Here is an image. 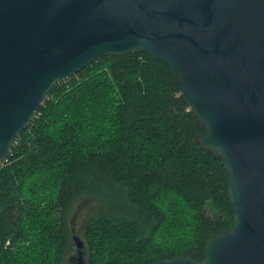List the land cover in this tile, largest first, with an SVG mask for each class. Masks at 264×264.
Returning a JSON list of instances; mask_svg holds the SVG:
<instances>
[{
    "label": "trees",
    "instance_id": "trees-1",
    "mask_svg": "<svg viewBox=\"0 0 264 264\" xmlns=\"http://www.w3.org/2000/svg\"><path fill=\"white\" fill-rule=\"evenodd\" d=\"M175 76L129 52L52 86L0 162V264H65L78 207L86 264L203 259L235 211Z\"/></svg>",
    "mask_w": 264,
    "mask_h": 264
},
{
    "label": "water",
    "instance_id": "water-1",
    "mask_svg": "<svg viewBox=\"0 0 264 264\" xmlns=\"http://www.w3.org/2000/svg\"><path fill=\"white\" fill-rule=\"evenodd\" d=\"M129 52L172 69L235 211L201 261L153 264H264V0H0V162L55 83ZM78 212L65 264H86Z\"/></svg>",
    "mask_w": 264,
    "mask_h": 264
},
{
    "label": "rangeland",
    "instance_id": "rangeland-1",
    "mask_svg": "<svg viewBox=\"0 0 264 264\" xmlns=\"http://www.w3.org/2000/svg\"><path fill=\"white\" fill-rule=\"evenodd\" d=\"M89 207H90V202H88V208L86 207L85 208V211L87 212L89 210ZM80 215V216H79ZM78 217L80 218L81 217V214H78L77 218H76V221L78 220ZM79 235V234H78Z\"/></svg>",
    "mask_w": 264,
    "mask_h": 264
}]
</instances>
